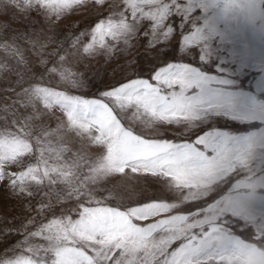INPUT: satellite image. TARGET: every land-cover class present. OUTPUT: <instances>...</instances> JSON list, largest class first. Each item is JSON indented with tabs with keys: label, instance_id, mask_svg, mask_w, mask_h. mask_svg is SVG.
Wrapping results in <instances>:
<instances>
[{
	"label": "snow or ice",
	"instance_id": "1",
	"mask_svg": "<svg viewBox=\"0 0 264 264\" xmlns=\"http://www.w3.org/2000/svg\"><path fill=\"white\" fill-rule=\"evenodd\" d=\"M84 2L0 0V27L7 31L18 15L33 12L59 18ZM92 2L103 6L105 0ZM237 2L224 0L225 11ZM192 11L191 0L187 7L180 0H123L118 18L101 19L94 25L91 42L83 46V52H111L121 41L127 45L145 28L141 24L144 20L150 22L152 35L162 31V36L168 37L173 27L166 21L179 15L185 22ZM143 34L148 35V31ZM22 39L29 38L22 34L10 41L21 55L18 41ZM109 39L113 44L107 43ZM203 39L200 29H195L183 35L182 43L192 47ZM3 46L7 49L9 44ZM60 76L64 80L71 76L72 83H78L75 73L66 69ZM210 79L183 63L169 62L150 78H130L110 86L101 98L73 95L39 83L19 89L9 86L13 100L0 113L4 117L0 120V183H6L17 196H33L32 183L41 185L47 180L49 187L62 183L67 198L77 200L78 212L76 219L71 215L53 217L28 232L26 239L39 238L44 243L28 247L29 255L0 264H264V228L258 229L252 240L232 231L237 218L245 215L243 195L214 198L195 213L166 215L181 203L210 197L221 184L239 176L257 151L264 149V136L230 137L201 131L192 140H174L134 130L135 122L154 134L163 125L195 129L206 113L230 108L229 101L209 88ZM56 108L66 118L60 127L103 147L96 163L83 157L65 160L63 152L67 149L57 151L46 142V137L53 135L47 127L32 131L38 117ZM125 120L133 123L126 124ZM45 152L50 156L54 153L56 162L49 163ZM28 156L36 159L25 166ZM85 164L88 174L81 178L73 169ZM137 173L165 178L169 190L178 194L179 203L151 200L122 210L94 195L92 186L110 178H118L117 186H126L133 179L131 174ZM236 188L254 190L256 184L241 180ZM47 207L52 210L51 203ZM156 217L162 218L136 223ZM177 241L178 247L170 251Z\"/></svg>",
	"mask_w": 264,
	"mask_h": 264
},
{
	"label": "rangeland",
	"instance_id": "2",
	"mask_svg": "<svg viewBox=\"0 0 264 264\" xmlns=\"http://www.w3.org/2000/svg\"><path fill=\"white\" fill-rule=\"evenodd\" d=\"M180 2L189 6V0ZM191 7L193 11L185 22H181L179 15L166 21L173 27L170 36L163 37L162 31L152 35L150 22L144 20L141 24L145 28L127 45L121 41L111 52L98 50L95 55L83 52V46L91 42V29L101 19L118 18L123 0H105L103 6L85 0L59 18H47L35 12L18 15L7 31L0 27V113L9 108L13 100L11 87L19 89L21 85L29 87L39 83L73 95L101 98L104 90L118 82L150 78L159 67L175 62L210 77L209 88L229 101L231 107L206 113L195 129L163 125L154 134L135 122V131L174 140H192L201 131L226 133L230 137L264 136V0H238L227 11L224 0H191ZM2 20L3 16H0ZM195 29H200L204 39L196 46L184 45L183 35ZM145 30L148 35L143 34ZM22 34L29 38L18 41L23 55L10 43L12 38ZM5 43L9 44L7 49L3 46ZM107 43L113 44L110 39ZM65 69L75 73L74 79L78 83H72L71 76L67 80L61 79L60 72ZM3 119L0 115V120ZM64 124L66 118L56 108L38 117L32 124V131L47 127L53 135L47 136L46 142H50L54 150L67 149L63 152L65 160L83 157L91 164L96 163L103 155V147L60 127ZM58 127L60 132L56 133ZM45 157L49 163L56 162L54 153L50 156L45 152ZM35 159V156L25 157V166L34 163ZM73 171L82 178L88 174V165ZM131 176L133 179L126 186H117L118 178L92 186L94 195L105 204L122 210L151 200L179 203L178 194L169 190L165 178L144 173ZM241 180L256 184V188L237 189ZM30 187L33 196H17L6 183H0V262L29 255L28 247L44 243L39 238L26 237L28 232L51 218L66 215L77 218L78 202L75 197L67 198L64 184L49 187L45 180L44 184L32 183ZM238 195L245 198V215L237 218L232 231L243 239L252 240L255 232L264 228V149L257 151L246 170L221 184L210 197L181 203L173 213L166 215L195 213L214 198ZM49 203L52 204L51 211L47 207ZM159 218L162 217L136 223L143 225ZM179 243L175 242L169 250L178 247Z\"/></svg>",
	"mask_w": 264,
	"mask_h": 264
}]
</instances>
